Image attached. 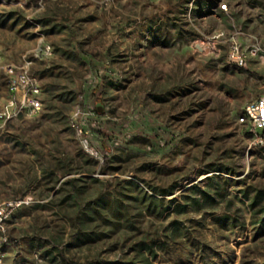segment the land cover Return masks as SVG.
<instances>
[{
    "label": "rangeland",
    "instance_id": "1",
    "mask_svg": "<svg viewBox=\"0 0 264 264\" xmlns=\"http://www.w3.org/2000/svg\"><path fill=\"white\" fill-rule=\"evenodd\" d=\"M234 33L264 42V0H0V107L25 54L43 103L0 119V264H264L238 123L264 63H230Z\"/></svg>",
    "mask_w": 264,
    "mask_h": 264
},
{
    "label": "built area",
    "instance_id": "2",
    "mask_svg": "<svg viewBox=\"0 0 264 264\" xmlns=\"http://www.w3.org/2000/svg\"><path fill=\"white\" fill-rule=\"evenodd\" d=\"M219 8L228 9L227 3H220ZM240 33H234L228 39L229 52L228 59L233 65L249 68L251 61L264 63V42L255 38L252 43H244L239 38ZM223 36V32L218 33L215 38L219 42V38ZM50 53V48L46 49ZM8 75L9 90L13 96L7 103L0 107V119L8 120L19 115L22 111H28L35 114L42 108L41 87L38 80L32 74V60L25 54L21 64H7L4 67ZM79 111L77 112V114ZM238 123L246 125L250 128V133L256 137L264 139V95L259 96L255 100L247 103L242 112L238 116ZM86 149H89V142L83 141ZM5 209H0V228L3 229V219Z\"/></svg>",
    "mask_w": 264,
    "mask_h": 264
},
{
    "label": "trees",
    "instance_id": "3",
    "mask_svg": "<svg viewBox=\"0 0 264 264\" xmlns=\"http://www.w3.org/2000/svg\"><path fill=\"white\" fill-rule=\"evenodd\" d=\"M51 93V92H50ZM54 99H59V97L58 96H53L52 98H50V101H54ZM50 107V106H49ZM54 108H57V106H54ZM58 115H60V113H61V111H60V109L58 110ZM75 181H76V179H70V180H67V181H65L64 182V186H63V188L61 189V190H64L65 189V187L67 186V185H69V184H71V185H73L74 187H77L76 186V184H75ZM62 192V191H61ZM205 196H206V194H205V192H202ZM213 200V199H212ZM208 247V246H207ZM209 249H210V247H208ZM203 254H202V263L203 264H216V258H215V256H212L213 254H211V253H209V252H207V250L203 247ZM219 252L220 251H218V250H216L215 251V255H220L219 254ZM64 263L65 264H70L68 261H66V260H64Z\"/></svg>",
    "mask_w": 264,
    "mask_h": 264
},
{
    "label": "crops",
    "instance_id": "4",
    "mask_svg": "<svg viewBox=\"0 0 264 264\" xmlns=\"http://www.w3.org/2000/svg\"><path fill=\"white\" fill-rule=\"evenodd\" d=\"M48 47L51 49V47L48 45V46H45L43 49H40V50H42L43 52H45V53H46V51H45V50H46ZM47 52H48V51H47ZM29 57H30V56H29ZM31 60H32V59H31ZM32 65H33V62H32ZM28 159H29L30 161H33V160H32V159H30V158H28Z\"/></svg>",
    "mask_w": 264,
    "mask_h": 264
}]
</instances>
